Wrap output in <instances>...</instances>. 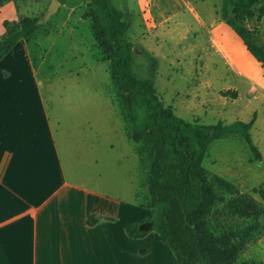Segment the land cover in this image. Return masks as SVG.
<instances>
[{"label":"rangeland","instance_id":"374dc122","mask_svg":"<svg viewBox=\"0 0 264 264\" xmlns=\"http://www.w3.org/2000/svg\"><path fill=\"white\" fill-rule=\"evenodd\" d=\"M52 1L0 0V35L5 33L4 20L18 22L29 17L39 23L25 44H17L0 61V75L16 80L21 67H28L24 59L28 52L37 76L26 73V86L29 82V93L37 91L43 99L64 161L71 160V174L79 177L80 183L122 202L124 206L119 207L113 202L117 209L113 213L120 211L128 224L140 222L150 210V148L145 141H131L125 98L95 43L90 20L82 18L91 10L88 0L58 2L45 19ZM112 2L127 14L129 28L123 40L133 45V74L149 80L144 52L156 58L152 81L156 95L176 116L210 127L249 122L255 115L250 136L260 159L252 158L242 139L226 137L211 144L203 167L208 174L232 183L251 204L245 207L239 197L226 196L236 210L231 213L218 205L214 214L217 224L242 228L255 219L264 224V96L256 94L255 88L250 95L239 88L238 98L237 92L223 87L228 72L215 46L226 30L221 20L222 0ZM240 16L247 28L260 29L252 42L264 51V1L252 8L251 16L244 12ZM225 91L235 92L236 98L222 96ZM76 168L79 173L75 175ZM235 264H264V230L239 251Z\"/></svg>","mask_w":264,"mask_h":264},{"label":"crops","instance_id":"0c3cea01","mask_svg":"<svg viewBox=\"0 0 264 264\" xmlns=\"http://www.w3.org/2000/svg\"><path fill=\"white\" fill-rule=\"evenodd\" d=\"M225 27V37L215 40L228 72L223 87L238 98L239 88L264 96V69ZM24 55L28 67H21L16 80L0 75V264H176L157 233L128 237V223L120 211L113 213V202H122L71 174L43 99L26 86L24 75H37Z\"/></svg>","mask_w":264,"mask_h":264},{"label":"trees","instance_id":"16d2710c","mask_svg":"<svg viewBox=\"0 0 264 264\" xmlns=\"http://www.w3.org/2000/svg\"><path fill=\"white\" fill-rule=\"evenodd\" d=\"M261 1L264 0H222L221 20L264 69V51L252 42V37L260 31L247 28L244 17L240 16L243 12L251 16L252 8ZM88 2L91 10L85 11L82 18L90 20L95 43L109 62L115 85L125 98L131 119V141L136 144L145 141L151 151L147 185L149 214L140 222L127 224L128 237L137 240L150 232L157 233L174 253L176 264H235L239 251L264 230V224L255 219L239 228L215 222L218 205L231 213L236 210L227 203L226 196L239 197L245 207L251 204L232 183L208 174L203 162L211 144L226 137L242 139L252 158L259 160V151L250 136L255 115L249 122L234 121L210 127L176 116L156 95L152 82L156 58L144 52L149 80L138 79L132 72L133 45L123 40L129 28L127 14L117 9L112 0ZM2 26L5 33L0 35V61L19 41H28L39 29L38 20L29 17L18 22L4 20ZM221 94L236 98L232 91ZM92 220L89 217L88 224ZM140 252L144 254L145 250Z\"/></svg>","mask_w":264,"mask_h":264},{"label":"water","instance_id":"95a60500","mask_svg":"<svg viewBox=\"0 0 264 264\" xmlns=\"http://www.w3.org/2000/svg\"><path fill=\"white\" fill-rule=\"evenodd\" d=\"M59 3L56 0H53L48 8V11L45 15V19H47V17H49L53 11H55L58 7Z\"/></svg>","mask_w":264,"mask_h":264},{"label":"bare ground","instance_id":"6f19581e","mask_svg":"<svg viewBox=\"0 0 264 264\" xmlns=\"http://www.w3.org/2000/svg\"><path fill=\"white\" fill-rule=\"evenodd\" d=\"M253 90V88L251 89V91Z\"/></svg>","mask_w":264,"mask_h":264}]
</instances>
